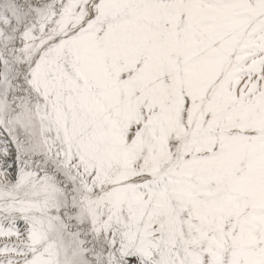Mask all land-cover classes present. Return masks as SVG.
<instances>
[{"label":"snow or ice","instance_id":"1","mask_svg":"<svg viewBox=\"0 0 264 264\" xmlns=\"http://www.w3.org/2000/svg\"><path fill=\"white\" fill-rule=\"evenodd\" d=\"M0 264H264V0H0Z\"/></svg>","mask_w":264,"mask_h":264}]
</instances>
